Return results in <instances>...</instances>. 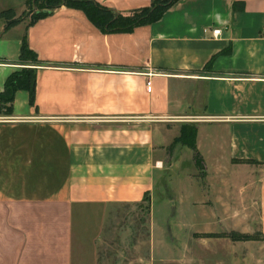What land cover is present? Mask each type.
Returning a JSON list of instances; mask_svg holds the SVG:
<instances>
[{
  "label": "crops",
  "instance_id": "0c3cea01",
  "mask_svg": "<svg viewBox=\"0 0 264 264\" xmlns=\"http://www.w3.org/2000/svg\"><path fill=\"white\" fill-rule=\"evenodd\" d=\"M15 1L0 0V92L25 34L41 64L35 104L20 90L0 116V264H75L84 216L146 193L152 212L156 175L185 165L204 173L178 175L191 230L264 234V0H178L130 33L67 6L7 28L2 13L23 18L31 0ZM96 1L129 13L153 0ZM183 124L197 152L175 143ZM203 240L197 264H247L237 249L254 242Z\"/></svg>",
  "mask_w": 264,
  "mask_h": 264
},
{
  "label": "rangeland",
  "instance_id": "374dc122",
  "mask_svg": "<svg viewBox=\"0 0 264 264\" xmlns=\"http://www.w3.org/2000/svg\"><path fill=\"white\" fill-rule=\"evenodd\" d=\"M4 1L16 3L15 0ZM35 8L29 4L22 16H30ZM14 15L17 17L15 11ZM182 154L187 157L185 151ZM191 168L187 165L179 166L169 171L162 170L160 175H156L152 212L146 209L147 203L143 201L99 206L91 215L84 216L82 223L87 244L80 246L82 254L76 258L75 264H197L193 262V258L199 257L198 255L207 263L208 248L199 246L198 241L229 236L233 232L218 234L197 231L194 228L191 230V216L176 214L174 201L181 197L178 175ZM198 170L191 169L197 171V176H203L204 173ZM165 200L169 201L165 203ZM76 218L78 223L79 215ZM182 228L184 231H177ZM246 234L255 236L256 239L246 240L254 242L237 250L249 257L247 264H263L264 234L259 231ZM182 243L187 246L177 248ZM178 253L182 255L177 256ZM212 262L214 263L213 260Z\"/></svg>",
  "mask_w": 264,
  "mask_h": 264
},
{
  "label": "trees",
  "instance_id": "16d2710c",
  "mask_svg": "<svg viewBox=\"0 0 264 264\" xmlns=\"http://www.w3.org/2000/svg\"><path fill=\"white\" fill-rule=\"evenodd\" d=\"M177 1L153 0L149 6L134 9L129 13H119L96 0H31L30 4L36 8L30 16L25 15L23 18H16L13 9H8L2 13V17L6 20L7 28L17 24L25 17H29L28 26H31L39 19L52 14L57 8L67 6L83 11L88 19L103 33H130L136 27L158 21L165 11ZM18 61L21 67L9 75L4 89L0 92V116L13 114L15 96L20 90L28 91L31 105L35 104L37 67L41 64V60L37 52L31 48L26 34L22 39ZM196 137V125L183 124L180 136L176 138L175 143H180L196 151ZM195 162L198 167H201L202 159L199 153L195 154ZM143 201L147 203L146 209L150 211L151 199L148 193L145 194ZM229 237L234 241L256 239L255 236L235 232L231 233Z\"/></svg>",
  "mask_w": 264,
  "mask_h": 264
},
{
  "label": "built area",
  "instance_id": "2783aa9c",
  "mask_svg": "<svg viewBox=\"0 0 264 264\" xmlns=\"http://www.w3.org/2000/svg\"><path fill=\"white\" fill-rule=\"evenodd\" d=\"M206 31H208V29ZM220 33H221V29H219V28H216V29L212 30V36L213 37H217ZM147 84L151 85V81H148Z\"/></svg>",
  "mask_w": 264,
  "mask_h": 264
}]
</instances>
